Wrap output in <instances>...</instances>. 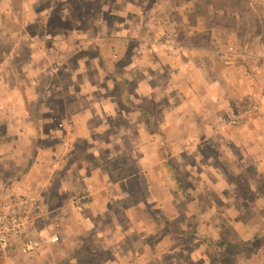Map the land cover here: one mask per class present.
<instances>
[{"label": "crops", "instance_id": "obj_1", "mask_svg": "<svg viewBox=\"0 0 264 264\" xmlns=\"http://www.w3.org/2000/svg\"><path fill=\"white\" fill-rule=\"evenodd\" d=\"M157 8L152 0H0V137H8L0 202L28 188L39 205L24 238L34 247L9 244L4 264H154L156 253L142 250L155 245L140 233L163 201L173 203L164 212L172 218L187 195L177 190L174 151L186 153L195 137L204 145L210 127L221 142L216 109L225 98L210 96V76L230 65L250 73L243 78L254 92L253 108L237 115L242 145L264 149V43L223 51L234 62L211 74L195 61L205 45L163 29L171 19L191 23Z\"/></svg>", "mask_w": 264, "mask_h": 264}, {"label": "rangeland", "instance_id": "obj_2", "mask_svg": "<svg viewBox=\"0 0 264 264\" xmlns=\"http://www.w3.org/2000/svg\"><path fill=\"white\" fill-rule=\"evenodd\" d=\"M152 1L159 6L154 11L157 15L160 12L191 23L189 27L186 23L177 25L171 19L164 22L166 25L163 29L173 31L187 43L191 40L194 44L205 45L207 52L196 56L195 61L204 60L211 74L223 67L224 61L216 59L221 53L226 55L227 52L223 51H248L258 41L264 43V0H250L254 11L252 17L258 23L259 33L252 37L246 47L243 16L240 7L232 0ZM118 2L124 5V0ZM122 9L123 6L116 10L119 17L124 16ZM124 10L127 12V9ZM85 14L91 15L90 12ZM130 21L129 26L134 31L131 34H134L136 29ZM202 27L203 30H199ZM149 28L152 31L162 30L154 23H150ZM191 30L193 37L188 34ZM137 43L133 41L129 47L139 53ZM245 71L244 67L230 65L224 72L210 76L213 86L210 96H217L220 91L225 98L222 99V106L216 109V113L220 114L216 126H221L223 130L221 142L212 140L216 139L217 130L210 127L212 136L204 145L195 137L194 147L186 153L181 152L180 147L174 151L177 165L174 179L180 186H177V190L181 191V188L187 195L176 201V216L167 218L165 210L170 211L175 207L173 203L168 205L163 201L161 206L166 209H161V214L156 212L155 216H151L153 220L143 226L145 230L140 234L155 247L142 251L156 253L154 264H264V236L242 245L264 226V149L255 152V147H247L251 146L252 141H247V145L243 146V134L238 133L237 115L241 110L253 108L255 100L252 81L243 78L250 76ZM234 79L241 81L235 82ZM195 124V132L198 133L200 128L196 119ZM15 139L22 148H26L24 140L18 136ZM7 141L8 137H0V147H8ZM3 160L4 157L0 158V163ZM6 177L7 174L1 175V178ZM163 180H167L166 177ZM165 189L174 190L169 185ZM160 193H164V189L161 188ZM153 195L154 189H147V198L152 201ZM240 243L242 246L239 248L229 245Z\"/></svg>", "mask_w": 264, "mask_h": 264}, {"label": "built area", "instance_id": "obj_3", "mask_svg": "<svg viewBox=\"0 0 264 264\" xmlns=\"http://www.w3.org/2000/svg\"><path fill=\"white\" fill-rule=\"evenodd\" d=\"M3 58L0 57V72ZM85 195L75 198L77 208H81ZM38 199L31 189L25 188L15 197L0 202V264H4L7 247L10 243L23 242L25 250H31L35 242L25 238L29 221L38 211Z\"/></svg>", "mask_w": 264, "mask_h": 264}, {"label": "trees", "instance_id": "obj_4", "mask_svg": "<svg viewBox=\"0 0 264 264\" xmlns=\"http://www.w3.org/2000/svg\"><path fill=\"white\" fill-rule=\"evenodd\" d=\"M104 1L105 0H99V3H103ZM232 1L240 7V11L242 14L241 16H243L242 19H243V25L245 29V36L243 39H244V46L246 47L247 44L251 41L252 37L258 33L259 31L258 23L256 22L255 18L252 17L254 11L252 9L250 0H232ZM86 16L90 17V15L89 16L86 15ZM216 59L219 61H224V64H229V63L234 62L228 58L225 59L221 55H217ZM262 236H264V226L258 229L256 233L250 239L243 241L242 245L246 244L247 242H252ZM229 245H231L234 248H239L242 246L241 243L240 245H236V244H229Z\"/></svg>", "mask_w": 264, "mask_h": 264}]
</instances>
